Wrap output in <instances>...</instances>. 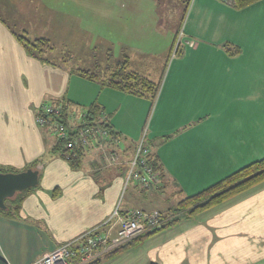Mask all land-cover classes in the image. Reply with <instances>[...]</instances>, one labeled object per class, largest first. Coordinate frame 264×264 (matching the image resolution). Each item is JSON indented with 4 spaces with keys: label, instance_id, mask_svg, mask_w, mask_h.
<instances>
[{
    "label": "crops",
    "instance_id": "0c3cea01",
    "mask_svg": "<svg viewBox=\"0 0 264 264\" xmlns=\"http://www.w3.org/2000/svg\"><path fill=\"white\" fill-rule=\"evenodd\" d=\"M164 1L0 0V166L22 171L33 162L44 163L41 169H33L40 174L38 186L24 199L18 219L0 214V255L8 264H33L44 253L95 228L105 231L111 225L114 234L115 212L138 209L167 214L181 199L256 160L258 151L264 152V124L255 123L254 107L247 104L233 108L236 119L231 122L200 117L187 123L190 127L183 131L180 127L172 131L177 132L173 137L159 140L157 148L147 146L159 167V184L144 189L130 183L123 190L138 142L137 133H128L119 125L125 111L114 99L123 92L72 73L75 69H67L60 61V66L40 63L25 53L13 35L29 36L34 28L52 44L48 34H64L75 27L86 34L99 17L104 19L107 34L119 35L112 39L106 34L108 42L123 49L128 42V18L143 14L139 6H149L150 15L155 14V33L163 37L170 34L166 28L170 17L180 20L186 14L180 38L184 53L171 60L158 85L153 124L147 131L155 141L157 107L156 119L161 121L167 105H175L179 112L186 97L228 98L240 90L248 98L255 97L254 80L247 73L256 67L253 54L259 50L264 54V10L255 9L264 0L239 10L219 0H189V10L184 0ZM171 34L177 38L175 29ZM222 36L225 39L216 41ZM109 43L106 46L114 48ZM224 45L228 47L220 49ZM65 47L61 49L73 59ZM212 53L219 58L213 60ZM125 60L128 66L127 56ZM95 70L101 77L106 75L107 70ZM174 100H181L180 107ZM45 104L61 106L66 125H70L71 114L93 107L94 122L105 119L115 140L99 138L102 147L81 151L78 167L72 168L66 159L50 153L56 142L52 128L35 122L36 111ZM113 150L119 153L120 164H108V152ZM149 263L264 264V183L193 218L181 219L99 264Z\"/></svg>",
    "mask_w": 264,
    "mask_h": 264
},
{
    "label": "rangeland",
    "instance_id": "374dc122",
    "mask_svg": "<svg viewBox=\"0 0 264 264\" xmlns=\"http://www.w3.org/2000/svg\"><path fill=\"white\" fill-rule=\"evenodd\" d=\"M185 1L186 0H184L186 10H189V5L186 4ZM164 3L165 1L163 4ZM100 4L101 7L104 5L103 2ZM151 4L155 5V1L151 2ZM142 6L143 7L139 6L138 8L139 11H143V14H133L128 18V33L126 34L128 42L126 48L120 49L119 46L116 47L115 43L108 42L109 40L106 39L107 35H111L112 39L117 38L119 35L114 32L107 34L105 30L106 26H104V19L97 17V19H94L97 23L91 24L93 30L87 31L88 33L86 34L79 33L76 27L72 29L68 28V30H65L64 34H48L51 37L52 44H50L53 45V50L47 53V57L54 63H59V61L62 63L63 60L70 59L71 61L65 62L64 65L67 69H75V71L78 69L88 70L91 73L95 71L94 73H96L97 76H100L102 75L101 72L96 71L95 68L100 69L101 71L110 70L118 61H126L125 56H127V62L129 63L128 69L144 77L147 75L146 77H148L157 88L161 81V75L163 76V74L168 72L171 60L184 53V46L182 45L180 38L182 37L186 23V14L184 18H181L180 20L178 17H170V23L166 26V28H169L170 34L169 36L166 35V37H163V35L158 36V34L155 33V14L150 15V12L147 10V8H149L148 5L145 4ZM132 8L133 7H129V9ZM255 9L264 10V3L258 5ZM97 11L100 13L104 11V8L97 9ZM153 11L155 10L153 9ZM177 16H179V13H177ZM233 21L234 20H232V22ZM212 22L213 25L214 21L212 20ZM244 23V18H241V25ZM160 24L162 25L161 21L159 22V25ZM172 29H175L177 38L176 35L174 36V34H171ZM28 33L29 36H27V34H25V36L31 40L44 38L42 35H46L38 32V30H34V28L33 31ZM223 39L225 38L222 36V38L216 41H221ZM263 41L264 39H261V42ZM177 42L180 43L179 46L177 45ZM107 43L112 44L114 48L107 47ZM63 46H66L63 49L68 50L69 48L73 59L69 58V56L65 54L66 52L61 49ZM223 47L226 48L228 45L221 46L220 49ZM229 50L231 49L229 48ZM262 52V50H259L258 54H253V60L255 61L256 67L251 73H247V75H249L248 77L254 80L255 97L248 98L247 96H244L243 91L241 90L238 91L236 95L234 94L233 97L230 96L228 98L209 95L186 97L183 104L184 107H182L179 112L174 110L175 105L174 107L167 105L168 108L165 110L166 115L161 121L160 119L158 121L156 119V114L159 110V107H157L155 110L154 141L151 138L149 139L147 131L151 130V122L153 124L152 116L158 99L157 94L154 98H142L123 92L117 99H114V101H118L122 104V111H125L119 123L120 128L128 133H137L138 141L142 137H145L144 143L146 147L149 145L151 147L155 144V148H157L156 144L159 140H167L170 137H173L177 132L172 133V131H177L178 127H180V132L183 131L184 128L190 127L186 125L187 123H191L192 120L207 116L210 122H216V118L231 122L236 119V112L233 108H240L242 106H247V104L254 107L255 123L257 125L264 124V54H262ZM106 53H109L108 57L106 56ZM123 53H125L124 56H122ZM217 56L218 55L214 53L210 55L213 60H217L219 58ZM246 58L248 59L247 55ZM180 103L181 100H174V104H177V107H180ZM169 104H171V102ZM228 108L231 111H229ZM77 115L78 114L75 113L71 114L69 123H79L76 119ZM239 117L242 118V115L240 114ZM178 122H181L183 126L178 124ZM144 131L145 135L143 136ZM123 145V142H121L119 146L121 147ZM263 156L264 152L258 151L256 160Z\"/></svg>",
    "mask_w": 264,
    "mask_h": 264
},
{
    "label": "trees",
    "instance_id": "16d2710c",
    "mask_svg": "<svg viewBox=\"0 0 264 264\" xmlns=\"http://www.w3.org/2000/svg\"><path fill=\"white\" fill-rule=\"evenodd\" d=\"M259 0H233V3L230 6H233L235 9H243L247 6L257 2ZM186 4H189V0L185 1ZM15 39L22 46L25 53L38 60L42 64H49L54 66H60L57 63L51 61L50 58L47 57V53L53 50L52 45L49 40L45 38H37V39H29L27 36L23 34H18L13 32ZM234 54V52H230ZM62 59V58H61ZM65 59V58H64ZM67 60H63L62 63L65 64ZM75 72L78 75L91 79L98 80L102 85L107 86L109 88L117 89L126 94L135 95L139 97H148L154 98L157 94L158 87L146 77L139 75L136 72L130 71L128 69L127 63L124 61L117 62L113 68L106 71V75L97 76L96 73H91L88 70H72V73ZM91 107L87 113V120L89 122H94L95 119L93 117L94 111ZM38 113V110L35 114ZM59 121L65 124V120L62 118L58 119ZM66 125V124H65ZM111 133V132H110ZM113 134V133H111ZM69 136H74L73 132L69 133ZM51 154H56L65 159L68 154V150L65 147L64 142H55L54 146L51 148ZM81 152L78 153L77 156L73 158L66 159L72 168H77L79 164V156ZM42 161H36L32 164L28 165L22 171L26 169H41ZM154 168L158 171L159 167L154 162ZM21 172L19 170H15L13 168H5L0 166V173H17ZM159 173V172H158ZM40 174H38V179ZM264 183V156L260 159L254 160L243 167L235 170L224 178L218 180L217 182L211 184L210 186L204 188L203 190L197 192L196 194L187 196L176 204V206L171 209L167 214H161L163 217V221L152 229L145 231L139 237L133 239L131 242H128L124 246L117 248L113 251L102 254L96 261L91 264H99L100 262L110 259L115 255L121 253L122 251L138 246L143 242L144 239L165 230L168 227L173 226L181 219L184 218H193L199 213L210 209L214 206L222 204L235 196L242 194L258 185ZM38 186V185H37ZM36 186V187H37ZM36 187L26 189L22 192L16 193L12 198H8L4 201L5 209H0V214L9 219H18L19 211L21 209V205L27 195ZM56 195V190L53 192V196ZM0 264H8L5 259L0 255ZM149 264H157V263H149Z\"/></svg>",
    "mask_w": 264,
    "mask_h": 264
},
{
    "label": "built area",
    "instance_id": "2783aa9c",
    "mask_svg": "<svg viewBox=\"0 0 264 264\" xmlns=\"http://www.w3.org/2000/svg\"><path fill=\"white\" fill-rule=\"evenodd\" d=\"M219 1L228 5L233 3V0ZM62 116L61 106L45 104L38 109L35 122L40 126L49 125L55 140L65 143L68 150L65 159L73 158L81 151L101 148L103 144L98 141L99 138L115 140L114 135L105 127L107 121L103 118H100L96 123H91L87 120V113H79L76 116L79 123L72 122L70 125H65L58 120ZM71 131L74 134L72 137L69 136ZM144 138L142 137L135 144L127 173L123 179V190L130 183H136L144 189L159 184V173L154 168V161L150 157L149 149L145 146ZM107 157L109 165L121 163L119 153L114 150L108 152ZM114 216L113 224H117L114 234H111V225L105 231H99L98 228L89 230L80 238L61 244L52 251L44 253L33 264H91L102 254L124 246L145 231L159 226L163 221V217L158 211L144 212L132 209L120 214L115 212ZM109 220L104 224H109Z\"/></svg>",
    "mask_w": 264,
    "mask_h": 264
},
{
    "label": "water",
    "instance_id": "95a60500",
    "mask_svg": "<svg viewBox=\"0 0 264 264\" xmlns=\"http://www.w3.org/2000/svg\"><path fill=\"white\" fill-rule=\"evenodd\" d=\"M37 185L38 172L31 168L17 173H0V209L6 208V199Z\"/></svg>",
    "mask_w": 264,
    "mask_h": 264
}]
</instances>
